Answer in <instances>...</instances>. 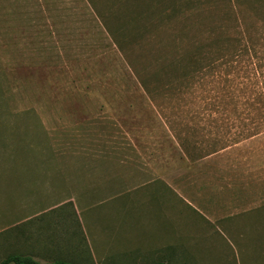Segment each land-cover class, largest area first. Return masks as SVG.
<instances>
[{
    "label": "rangeland",
    "instance_id": "374dc122",
    "mask_svg": "<svg viewBox=\"0 0 264 264\" xmlns=\"http://www.w3.org/2000/svg\"><path fill=\"white\" fill-rule=\"evenodd\" d=\"M264 264V0H0V262Z\"/></svg>",
    "mask_w": 264,
    "mask_h": 264
},
{
    "label": "trees",
    "instance_id": "16d2710c",
    "mask_svg": "<svg viewBox=\"0 0 264 264\" xmlns=\"http://www.w3.org/2000/svg\"><path fill=\"white\" fill-rule=\"evenodd\" d=\"M0 264H75L70 261H65V260H55L53 262L49 263H41L37 260H35L32 256L30 255H23V254H13L5 259H3ZM155 264H167L165 262H158Z\"/></svg>",
    "mask_w": 264,
    "mask_h": 264
}]
</instances>
